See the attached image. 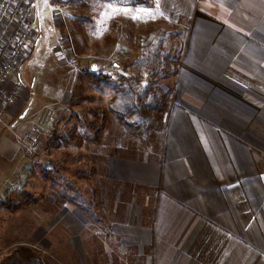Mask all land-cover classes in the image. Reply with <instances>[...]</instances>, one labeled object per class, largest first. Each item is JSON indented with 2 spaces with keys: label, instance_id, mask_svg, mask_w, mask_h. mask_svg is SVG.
Returning a JSON list of instances; mask_svg holds the SVG:
<instances>
[{
  "label": "crops",
  "instance_id": "obj_1",
  "mask_svg": "<svg viewBox=\"0 0 264 264\" xmlns=\"http://www.w3.org/2000/svg\"><path fill=\"white\" fill-rule=\"evenodd\" d=\"M166 3L189 26L161 152L94 163V175L117 183L115 204L101 209L93 236L85 212L57 203L59 244L73 264H264V0ZM26 91L0 113L5 184L47 195L48 179L34 182L46 165H29L17 139ZM41 218L28 233L36 244L50 236ZM1 244L0 254L11 246Z\"/></svg>",
  "mask_w": 264,
  "mask_h": 264
},
{
  "label": "rangeland",
  "instance_id": "obj_2",
  "mask_svg": "<svg viewBox=\"0 0 264 264\" xmlns=\"http://www.w3.org/2000/svg\"><path fill=\"white\" fill-rule=\"evenodd\" d=\"M62 1L40 2L37 41L26 49L18 73L28 93L17 113L18 130H35L40 143L35 155L23 151L29 165H46L34 182L48 179V191L32 195L25 181L5 184L11 167L0 156V241L11 245L0 263L16 247L35 243L28 233L44 217L50 236L32 248L45 264H73L55 224L56 204L67 198L91 208L86 235L99 232L97 219L105 205L115 204L117 183L94 175V163L109 155L157 154L152 132L168 108L172 68L189 26V19L166 7L171 0ZM127 86L144 108L141 122L123 113L120 93Z\"/></svg>",
  "mask_w": 264,
  "mask_h": 264
},
{
  "label": "built area",
  "instance_id": "obj_3",
  "mask_svg": "<svg viewBox=\"0 0 264 264\" xmlns=\"http://www.w3.org/2000/svg\"><path fill=\"white\" fill-rule=\"evenodd\" d=\"M41 1L0 0V113L10 108L21 94L23 85L18 73L26 49L36 42L39 34ZM47 3L50 5L49 0ZM13 78L16 81L11 84ZM17 139L29 156L39 151L40 143L35 130L26 131Z\"/></svg>",
  "mask_w": 264,
  "mask_h": 264
},
{
  "label": "trees",
  "instance_id": "obj_4",
  "mask_svg": "<svg viewBox=\"0 0 264 264\" xmlns=\"http://www.w3.org/2000/svg\"><path fill=\"white\" fill-rule=\"evenodd\" d=\"M177 62V61H176ZM173 73H175L176 66L172 68ZM132 88V87H131ZM130 86L120 93L123 95L122 106L123 113L131 114L140 120H143L144 108L139 106L135 100L133 99V91ZM149 91V90H148ZM147 91V92H148ZM140 96V95H138ZM155 107V105H153ZM167 111V110H166ZM158 122L155 123L156 130L152 132L153 141L157 142L155 149L158 152H161L163 145V134L165 129L166 116H164L163 121H161V117ZM70 202L75 203L83 212H90V207L84 201H77L76 199L67 198ZM44 262L37 256L35 249L31 246L20 245L16 247V249L9 254L0 264H43Z\"/></svg>",
  "mask_w": 264,
  "mask_h": 264
}]
</instances>
